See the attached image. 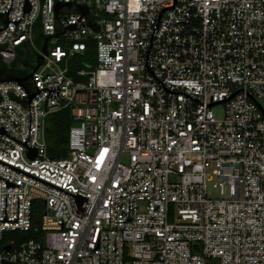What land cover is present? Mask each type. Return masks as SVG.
<instances>
[{
  "label": "built area",
  "instance_id": "1",
  "mask_svg": "<svg viewBox=\"0 0 264 264\" xmlns=\"http://www.w3.org/2000/svg\"><path fill=\"white\" fill-rule=\"evenodd\" d=\"M29 1L22 15L24 0H13L20 25L0 18V59L10 69L31 50L26 77L41 55L38 88L61 92L31 101L30 159L26 92L0 83V127L22 142L0 134V160L90 200L82 213L72 196L0 164L20 185L0 178V220L5 196L17 219L20 197L19 222H0V241L32 228L35 201L44 210L42 240H12L0 264H264V0ZM57 2H72L58 18ZM11 4L0 0V13ZM91 42L97 64L71 74ZM24 86L38 92L32 77ZM64 109L75 120L69 154L52 159L47 123Z\"/></svg>",
  "mask_w": 264,
  "mask_h": 264
},
{
  "label": "trees",
  "instance_id": "2",
  "mask_svg": "<svg viewBox=\"0 0 264 264\" xmlns=\"http://www.w3.org/2000/svg\"><path fill=\"white\" fill-rule=\"evenodd\" d=\"M37 43L42 38V32L39 28L36 29ZM96 44L89 43L88 50L84 54H76L70 61V73L73 74L79 69L87 68L88 65L95 66L97 64L96 58ZM35 64V55L31 50L21 51L18 60L13 63L11 70L18 75L28 74V68H33ZM21 67V68H20ZM25 67L26 69H22ZM75 120L70 109L61 110L53 114L47 123L46 140L48 145V156L52 159L65 158L69 154V139L70 129L74 125ZM43 203L35 201L33 205V225L29 231H13L6 232L2 241H0V249H3L12 240L17 244H21L30 239L42 240L43 231L42 216Z\"/></svg>",
  "mask_w": 264,
  "mask_h": 264
},
{
  "label": "water",
  "instance_id": "3",
  "mask_svg": "<svg viewBox=\"0 0 264 264\" xmlns=\"http://www.w3.org/2000/svg\"><path fill=\"white\" fill-rule=\"evenodd\" d=\"M71 4H72V2H65V3L64 2H57V4L54 6V10H55V13H56V17L58 18V11L61 8H63L64 6L71 7ZM77 5H78V8L81 11L82 15L85 14V13H87V11L89 10V7L87 5H82V4H77ZM12 7H13V0H12V4H11L10 9H8L6 11L7 12V19H4L3 16H2V14L6 13V12L0 13V18L6 24V28L9 25V23H13L15 26L20 25V20L21 19L19 21L16 20L15 22L10 21V19H9V13H10ZM31 10H32V4H31V2L29 0H24L23 14L22 15H24V13H26V14L29 15L30 12H31ZM78 20H80V18ZM76 26H77V23H73V24H70L67 27H70V29H75V28H77ZM66 28H65V31L64 32H66ZM5 29H0V31H4ZM77 29H79V28H77ZM64 32H61V33H64ZM55 35L57 36L58 33L55 34ZM50 37L51 36H49V37L46 38L45 44L43 45V51L45 52L46 55L49 54V52H48V41L50 40ZM37 58H38V64L35 66L34 71L32 72V74H30V75H28L26 77H20L19 75H17L16 72L9 71L5 67H2V61L0 59V83L1 82H17L18 84H20L23 87V89L25 90V92H26L27 100H28V106H29V111H30L29 139L25 143H22L20 140H18L15 137L9 135L8 132H7V130H6V128L4 126H1L0 127V134H2V135H8L9 137H11V138L15 139L16 141L24 144L25 146H27V142L31 138V125H32L31 101H32V99H34L43 90H48L50 96H52V97L58 96L59 93L61 92V89L58 86H51V87H47V88H44V89L38 88V86H37V84L35 82V79L33 77V74L35 73V71L40 67V65L44 61V57H42L40 55ZM42 58H43V61H42ZM30 77H32V79L34 80V83H35L36 88L38 90L37 93L30 94L29 91L31 90L32 87H25L24 86V85H26V82L28 81V79ZM28 85H29V82H28ZM27 147L30 149V151L28 152L27 156L30 159H36V156L38 154L37 147H35V146H33V147L27 146ZM0 149H2V148H0ZM2 150H5V149H2ZM0 164L6 166L8 168H11V169H13V170H15V171H17L19 173H22V174H24V175H26V176H28L30 178H33V179H35V180H37V181H39L41 183H44V184H46V185H48V186H50L52 188H55V189H57V190H59V191H61L63 193H66V194L72 196L73 199H74V201H75V204L77 206L78 211L84 213L86 206L85 207H82V205H83V203H84L85 200L87 201V203L89 202V200H90V197L89 196H87L85 194H82L80 192L73 194V193H71V192H69V191H67L65 189H62V188H60V187H58V186H56L54 184H51V183H49V182H47V181H45L43 179H40V178H38V177H36V176H34L32 174H29V173H27V172H25V171H23L21 169H18V168L14 167V166H12L10 164H7V163L3 162L1 160H0ZM0 178L6 180V187H8V188H19L20 187V185L14 183V182H12V181H10L8 179H5V178H3L1 176H0ZM19 199H20V197L18 196L17 197V219L16 220H8L7 219V196H5V219L4 220H0V222H19ZM5 248L7 250L10 249L9 246H7Z\"/></svg>",
  "mask_w": 264,
  "mask_h": 264
},
{
  "label": "rangeland",
  "instance_id": "4",
  "mask_svg": "<svg viewBox=\"0 0 264 264\" xmlns=\"http://www.w3.org/2000/svg\"><path fill=\"white\" fill-rule=\"evenodd\" d=\"M44 42L43 38L39 39V42L37 43L38 47H41ZM32 71L31 68H28V72L30 73ZM215 115L218 118H222L224 116L223 108L221 106H216L215 107Z\"/></svg>",
  "mask_w": 264,
  "mask_h": 264
},
{
  "label": "flooded vegetation",
  "instance_id": "5",
  "mask_svg": "<svg viewBox=\"0 0 264 264\" xmlns=\"http://www.w3.org/2000/svg\"><path fill=\"white\" fill-rule=\"evenodd\" d=\"M2 67H5L6 69L10 70L8 67H6L3 63H2Z\"/></svg>",
  "mask_w": 264,
  "mask_h": 264
}]
</instances>
